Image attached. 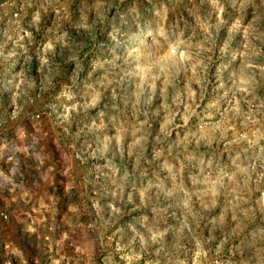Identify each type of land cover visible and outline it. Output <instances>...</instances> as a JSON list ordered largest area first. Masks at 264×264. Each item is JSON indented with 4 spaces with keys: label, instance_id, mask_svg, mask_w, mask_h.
Instances as JSON below:
<instances>
[{
    "label": "rangeland",
    "instance_id": "obj_1",
    "mask_svg": "<svg viewBox=\"0 0 264 264\" xmlns=\"http://www.w3.org/2000/svg\"><path fill=\"white\" fill-rule=\"evenodd\" d=\"M0 264H264V0H0Z\"/></svg>",
    "mask_w": 264,
    "mask_h": 264
}]
</instances>
